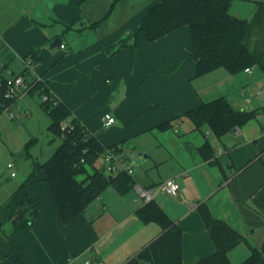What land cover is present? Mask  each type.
<instances>
[{"label":"crops","instance_id":"crops-1","mask_svg":"<svg viewBox=\"0 0 264 264\" xmlns=\"http://www.w3.org/2000/svg\"><path fill=\"white\" fill-rule=\"evenodd\" d=\"M7 1L4 9L10 14L0 31L5 75L25 68L23 64L14 73L9 64L15 58L24 63L33 56V74L70 110L67 122L77 120L104 148L120 144L135 160L134 186L147 189L171 178L178 183L176 196L160 192L153 201L182 232V264H194L214 252L199 204L242 236L227 253L232 264L246 260L252 248L264 247V116L220 138L207 126L195 130L180 117L219 97L237 110L264 106V93L257 92L264 90V76L257 67L235 75L216 69L196 77L187 26L153 42L139 35L106 56L104 48L134 33L159 0ZM259 1L264 0H233L229 13L242 19L245 11V19H250ZM56 38L63 48L52 47ZM32 96L40 98L38 91L19 94L0 115V148L5 141L11 151L27 142L29 112L36 108ZM105 114L114 118L108 127L102 126ZM16 122L22 124L23 136ZM165 122L170 126L160 128ZM206 143L212 151L208 159L199 151ZM11 151H6V159ZM43 178L37 183L33 177L6 215L13 220L37 214L28 228L6 232L23 264H82L90 258L124 264L161 232L156 223L144 224L135 215L145 203L134 191L120 195L112 188L64 225ZM17 189L12 183L0 190V205ZM3 255L0 249V258Z\"/></svg>","mask_w":264,"mask_h":264},{"label":"trees","instance_id":"trees-1","mask_svg":"<svg viewBox=\"0 0 264 264\" xmlns=\"http://www.w3.org/2000/svg\"><path fill=\"white\" fill-rule=\"evenodd\" d=\"M232 1L159 0L149 8L134 33L104 48V52L106 56H110L126 47L127 41L135 42L139 35L146 41L153 42L187 26L190 31L196 77L216 69H224L235 75L251 67H257L264 76V1L255 2L250 19L232 16L229 13ZM30 60L35 61L33 56H30ZM4 69L0 73V115L14 103V100L4 96L7 88ZM17 75H22L26 81L33 84L27 93L38 91L39 96L45 95L49 99L39 105L50 119L47 132L52 137L59 138L60 144L38 170L43 171V180L48 185L61 223L68 224L82 215L87 206L107 188L114 189L120 195L129 193L134 186L132 176L124 173L106 175L102 171L99 162L105 148L96 137L75 119L68 122L70 130L62 131L60 124L67 122L71 115L70 110L54 99L39 81H35L26 68ZM258 115L264 116V106L248 111L237 110L226 98L219 97L202 103L180 117H186L195 130L207 126L220 138ZM169 126L170 122H165L159 127ZM34 141L30 139L23 147L26 158L31 157L29 147ZM199 151L204 158L212 156L208 143L201 146ZM36 171V168L32 170L19 188L0 205V249L4 251L0 264H23L18 248L14 246L10 236L3 232L2 226L9 220L14 232L21 231L28 228L37 217L35 212L29 217L19 215L13 220L6 216L9 207ZM79 176H82V179H78ZM197 211L214 244V252L194 264H232L227 253L243 241L242 236L225 222L213 218L206 205L199 204ZM135 215L144 224L156 223L161 232L124 264H182V232L160 206L151 201L136 209ZM239 264H264V247L252 248L251 255Z\"/></svg>","mask_w":264,"mask_h":264},{"label":"rangeland","instance_id":"rangeland-1","mask_svg":"<svg viewBox=\"0 0 264 264\" xmlns=\"http://www.w3.org/2000/svg\"><path fill=\"white\" fill-rule=\"evenodd\" d=\"M7 2H8L7 0H0V6L2 7V9H0V31H2L4 18L9 17L10 14L9 8L6 9V11L4 9L6 7ZM241 15H243L242 19H245V17H247L245 11ZM0 36H1V32H0ZM9 65H10V69L14 73H17L19 69L22 67L23 62H21L19 58H15V61L14 62L12 61ZM26 96L30 98L29 95ZM31 98L33 101H35V106H36V108H34L35 111L34 110L32 111L30 109L29 113L31 114V120L29 127L26 128L29 130L28 133H31L28 136L27 142L30 139L35 140L29 147V153L31 157L26 158L23 151V147L27 142L25 143L22 142V145L20 147L18 146L17 150L13 149V151L10 150L11 148L9 143H7L6 141L3 142L4 148L6 149V151H8V153L9 151H11V154L6 159L5 149L0 148V190L7 188L12 183H17V187L19 188V186L25 181L27 175L35 168L37 169V171L34 176V181L39 183L40 179L44 176L43 171L38 170L39 166L43 164L53 154V152L60 144V139L57 137H52L51 134L48 133L46 130V127L50 123V119L47 116V114L43 111V109L40 107V105H38V103H40L39 98H35L34 96H32ZM14 126H19V129H17L18 135L23 136L24 130L20 128V126L22 127V124L16 122L14 123ZM10 138L12 139L13 142L12 136ZM12 148H13V143H12ZM8 162L13 163L14 171L16 173V178H11L9 176V171L5 168ZM132 165L134 167L137 166L134 159H132ZM78 179H82V176H79ZM135 204L141 205V202L137 201L135 202ZM11 227L12 225L10 221L9 220L6 221L2 226L3 232L6 233L7 231L11 230Z\"/></svg>","mask_w":264,"mask_h":264},{"label":"built area","instance_id":"built-area-1","mask_svg":"<svg viewBox=\"0 0 264 264\" xmlns=\"http://www.w3.org/2000/svg\"><path fill=\"white\" fill-rule=\"evenodd\" d=\"M63 45H60V48H63ZM24 67L31 73L34 77L35 81H38L36 75L33 74L34 64L30 60H24ZM4 69V64L0 60V73ZM5 71V69H4ZM245 72L249 71V69H245ZM6 91H5V98L9 100H14L13 105L16 103V99L20 92L25 91L26 93L29 92L32 88L31 81H26L22 75H14L10 73H6ZM258 94L264 93V90H258ZM40 102H46L49 99L47 96L42 95L39 96ZM114 122V118L109 114H105L103 116V127H108ZM62 131H67L71 129V126L68 122H62L60 124ZM102 165V171L107 175H116L119 173H124L127 176H132L135 170V167L132 165L131 156L126 154L120 144H115L113 146L107 147L104 149L103 156L100 160ZM5 168L9 171V176L14 177V165L11 162H8ZM132 191H134L143 201L144 203H149L153 201L154 197L158 193H165L169 196H176L179 190V185L174 179H167L158 186L142 189L138 186H133ZM82 264H101V262L93 260V259H86L83 261Z\"/></svg>","mask_w":264,"mask_h":264},{"label":"water","instance_id":"water-1","mask_svg":"<svg viewBox=\"0 0 264 264\" xmlns=\"http://www.w3.org/2000/svg\"><path fill=\"white\" fill-rule=\"evenodd\" d=\"M61 44V40L59 38H56L53 43H52V47H59Z\"/></svg>","mask_w":264,"mask_h":264}]
</instances>
